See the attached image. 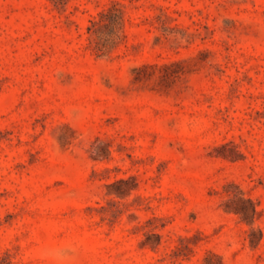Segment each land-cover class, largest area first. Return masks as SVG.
Listing matches in <instances>:
<instances>
[{"label": "rangeland", "instance_id": "374dc122", "mask_svg": "<svg viewBox=\"0 0 264 264\" xmlns=\"http://www.w3.org/2000/svg\"><path fill=\"white\" fill-rule=\"evenodd\" d=\"M0 264H264V0H0Z\"/></svg>", "mask_w": 264, "mask_h": 264}, {"label": "trees", "instance_id": "16d2710c", "mask_svg": "<svg viewBox=\"0 0 264 264\" xmlns=\"http://www.w3.org/2000/svg\"><path fill=\"white\" fill-rule=\"evenodd\" d=\"M100 17H101V18H106V19H107L108 21H110L112 24L115 23V22H117V21L119 20L118 15H111L110 13H109V15H107V14H100ZM103 21H104V20H100V21H91V25H92V26H90V27L87 28L88 31H89V32L93 31V30H92V27H93L94 25L101 24Z\"/></svg>", "mask_w": 264, "mask_h": 264}]
</instances>
